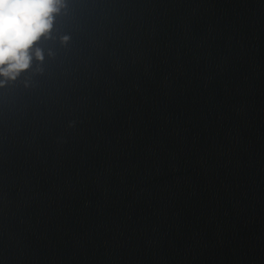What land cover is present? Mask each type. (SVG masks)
Returning a JSON list of instances; mask_svg holds the SVG:
<instances>
[{
  "label": "water",
  "instance_id": "water-1",
  "mask_svg": "<svg viewBox=\"0 0 264 264\" xmlns=\"http://www.w3.org/2000/svg\"><path fill=\"white\" fill-rule=\"evenodd\" d=\"M54 28L0 87V264H264V0H68Z\"/></svg>",
  "mask_w": 264,
  "mask_h": 264
},
{
  "label": "clouds",
  "instance_id": "clouds-1",
  "mask_svg": "<svg viewBox=\"0 0 264 264\" xmlns=\"http://www.w3.org/2000/svg\"><path fill=\"white\" fill-rule=\"evenodd\" d=\"M67 7L68 0H0V87L31 71L35 61L43 62L39 42L52 38L56 16Z\"/></svg>",
  "mask_w": 264,
  "mask_h": 264
}]
</instances>
